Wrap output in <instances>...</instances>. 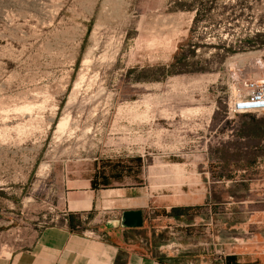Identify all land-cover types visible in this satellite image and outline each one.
<instances>
[{
	"label": "rangeland",
	"instance_id": "1",
	"mask_svg": "<svg viewBox=\"0 0 264 264\" xmlns=\"http://www.w3.org/2000/svg\"><path fill=\"white\" fill-rule=\"evenodd\" d=\"M263 76L264 0H0V198L18 202L0 243L55 221L62 176L93 175L148 197L150 239L181 251L166 207L202 205L193 237L210 204L264 193V112L227 111Z\"/></svg>",
	"mask_w": 264,
	"mask_h": 264
},
{
	"label": "crops",
	"instance_id": "2",
	"mask_svg": "<svg viewBox=\"0 0 264 264\" xmlns=\"http://www.w3.org/2000/svg\"><path fill=\"white\" fill-rule=\"evenodd\" d=\"M93 179V175L62 176L55 195V221L46 227L27 228L30 238L20 246L0 243V264H264V193L224 203L222 213L213 210L218 203L210 204L198 215V222L204 215V223L193 237L190 228L197 221L187 220L189 215L179 217H186L182 250L166 252L148 235L150 199L132 187L93 188ZM0 200L13 210L0 207L1 236L14 229L18 202L6 195ZM198 206L202 205L188 201L170 205ZM129 211L141 212V226L122 224L123 213ZM69 217L78 222L73 230ZM179 218L166 220L173 225Z\"/></svg>",
	"mask_w": 264,
	"mask_h": 264
},
{
	"label": "built area",
	"instance_id": "3",
	"mask_svg": "<svg viewBox=\"0 0 264 264\" xmlns=\"http://www.w3.org/2000/svg\"><path fill=\"white\" fill-rule=\"evenodd\" d=\"M234 91V97L227 103L230 115L264 112V76L258 79H245L241 84H237ZM8 252L9 249H6L5 253Z\"/></svg>",
	"mask_w": 264,
	"mask_h": 264
},
{
	"label": "trees",
	"instance_id": "4",
	"mask_svg": "<svg viewBox=\"0 0 264 264\" xmlns=\"http://www.w3.org/2000/svg\"><path fill=\"white\" fill-rule=\"evenodd\" d=\"M179 65L184 66L187 64V62L184 60V58H181L178 62ZM175 63H171L168 66H158L156 67L157 71L165 72L166 74H173V73H179V72H185L186 70H175L174 67ZM92 187L93 188H110L106 185H101L99 182L96 181V177L92 180ZM200 207H170L164 209L163 213L166 217H182L187 216L189 214H194L196 210H198ZM68 225L70 229L73 230L76 225H78V222H75L71 217L68 218Z\"/></svg>",
	"mask_w": 264,
	"mask_h": 264
},
{
	"label": "water",
	"instance_id": "5",
	"mask_svg": "<svg viewBox=\"0 0 264 264\" xmlns=\"http://www.w3.org/2000/svg\"><path fill=\"white\" fill-rule=\"evenodd\" d=\"M122 224L129 227H139L142 225V214L140 211H129L123 213Z\"/></svg>",
	"mask_w": 264,
	"mask_h": 264
}]
</instances>
